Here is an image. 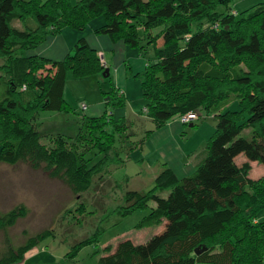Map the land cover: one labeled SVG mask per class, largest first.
I'll return each instance as SVG.
<instances>
[{
    "label": "trees",
    "instance_id": "16d2710c",
    "mask_svg": "<svg viewBox=\"0 0 264 264\" xmlns=\"http://www.w3.org/2000/svg\"><path fill=\"white\" fill-rule=\"evenodd\" d=\"M231 2L0 0V164H24L80 196L95 176H107L111 166L122 164L114 145L117 135L128 142L127 124L115 121L108 108L122 107L125 97L113 85L104 94L103 113L83 116L74 138L55 135L49 147L33 123L40 112H72L63 97L68 73L75 78L101 75L105 64L84 37L61 60L29 53L63 29L83 30L97 18L102 23L92 28L94 35L153 49L141 76V115L155 130L175 118L196 127L198 121L183 123L181 117L198 110L216 119L206 156L191 175L179 178L163 169L150 189L124 193L117 209L120 220L151 202L154 207L134 229L161 226L159 233L142 244L123 240L97 264H264V219L256 217L264 207V177L246 180L247 168L235 162L242 154L264 166V3L234 16ZM234 100L238 109L225 111ZM245 129L250 133L243 135ZM90 155L99 158L92 162ZM162 192L168 193L165 198L159 197ZM83 210L81 202L67 212ZM26 214L21 204L0 211V264L21 262L31 248L53 236L45 229L14 245L9 231ZM103 233L99 226L67 256L75 258Z\"/></svg>",
    "mask_w": 264,
    "mask_h": 264
},
{
    "label": "rangeland",
    "instance_id": "374dc122",
    "mask_svg": "<svg viewBox=\"0 0 264 264\" xmlns=\"http://www.w3.org/2000/svg\"><path fill=\"white\" fill-rule=\"evenodd\" d=\"M78 1L70 0L72 5ZM262 3L264 0H232L230 8L233 9L235 16L236 12ZM217 11L221 12L222 8H218ZM101 23L102 18H97L83 30L63 29L57 35L60 36L58 38L60 41L57 39L56 44L52 46L54 49L47 56L54 60L61 59L65 48L70 50L80 37H86L93 48L95 45L92 46L94 44L92 28ZM12 25L16 28L22 27L18 21H13ZM201 25L205 27L206 23L203 22ZM60 42L63 44L62 50L54 47L60 46ZM141 44L143 49L130 48L122 42L115 43V46L109 44L111 50L105 47L103 60L105 69H108V77L101 74L75 78L73 74L68 73L63 97L72 112H40L33 121L35 129L40 134H45L41 142L49 147L50 137L55 135L74 138L81 127L83 116L97 117L103 113L104 94L110 92L113 85L124 93L125 104L114 110L108 108V113L113 114L115 121L123 120L127 124L126 134L129 136L128 142L125 137L123 138L125 143L121 142L118 135L116 136L114 147L120 152V159L123 161L121 165L111 166L107 176H95L92 187L80 196L75 195L61 182L49 179L42 172L31 170L24 164L15 166L0 164V211L5 212L19 204L27 209L26 216L18 220L9 231L13 244L19 245L31 235L45 229L51 230L53 234L31 248L21 262L16 264H97L99 258L111 254L116 245L123 240H130L134 244L144 243L162 229L161 226L134 229L154 204L150 202L145 210H138L120 220L117 209L123 205L124 193L128 190L150 189L155 177L163 169L173 166L175 157L172 149H176L178 141L188 146L189 155L195 154L197 157L191 160V164L195 163V168L205 158L206 142L216 126L214 114L207 115L203 110H198L194 113V119L189 120V123L198 121L196 127L188 124L183 126L179 119L175 118L156 130L152 122L141 115L145 100L141 91L142 73L136 66L142 59L146 66V60H152L154 52L151 47L145 46V43ZM137 72L139 73L136 74ZM83 106H86L87 111ZM224 109L237 110L236 101L229 102ZM151 130L153 132L147 133ZM242 133L247 135L250 130L245 129ZM90 157L92 162L99 158L98 155ZM235 162L241 169L247 168L246 180L256 182L264 177V166L248 161L244 155L238 156ZM108 180L112 181V185L107 184ZM167 194L159 193V197L165 198ZM81 202L86 206V210L81 214L67 212L75 210ZM256 217L258 220L264 219V207L257 212ZM99 226L104 233L98 238L97 243L82 247L75 258L67 256L75 243L90 237Z\"/></svg>",
    "mask_w": 264,
    "mask_h": 264
},
{
    "label": "crops",
    "instance_id": "0c3cea01",
    "mask_svg": "<svg viewBox=\"0 0 264 264\" xmlns=\"http://www.w3.org/2000/svg\"><path fill=\"white\" fill-rule=\"evenodd\" d=\"M60 36H57V37H53V38H49L40 48H38L34 53H36L37 55H40L42 57H45V58H48V59H51L49 58L47 55L50 51H52V46L54 44H56V41L57 39L59 38ZM85 39H87L85 37ZM60 41V39H58ZM58 41V42H59ZM87 41V40H86ZM92 41L94 44H92L93 49H95L97 52H101L102 55H103V52L105 51V47L106 49L108 50H111V46L109 44H112V46H115L107 36H96L93 34V37H92ZM88 45L90 46V41H87ZM61 44V42H60ZM102 44H104L103 46H101ZM62 45L61 44L60 46H54L56 49L57 48H61L62 50ZM50 47V48H49ZM92 48V47H91ZM64 50V49H63ZM69 49H66L64 50V53L62 52V56L64 57L67 52H68ZM31 54V52L29 53ZM61 57V59L63 58ZM123 57V56H122ZM121 57V59H122ZM59 59V60H61ZM119 58V60H121ZM51 60H54V59H51ZM136 67L139 68V72H143L144 70V67H145V62L144 60L142 59L140 61V64L137 65ZM139 72H137L136 74H138ZM121 92V91H120ZM123 93V92H122ZM124 94V93H123ZM85 107V110L87 111V108L86 106ZM95 117V116H94ZM184 126V125H183ZM175 150L174 148L172 149V154H173V151H174V157H175V160H174V164L173 166H171L169 169H171V171L179 178H182V177H185V176H189L191 175L194 170L196 169L195 167V163L192 162L191 164V160L192 159H195L197 157H195V154H188V146L185 145L182 141H178L176 143V146H175ZM201 155V154H200ZM242 155V154H241ZM240 156V155H238ZM237 156V157H238ZM237 157L235 158V160L237 159ZM202 159V158H201ZM200 159V160H201ZM203 161V159L201 160ZM165 164H167V162H164ZM254 163V162H253ZM195 166V167H194Z\"/></svg>",
    "mask_w": 264,
    "mask_h": 264
},
{
    "label": "built area",
    "instance_id": "2783aa9c",
    "mask_svg": "<svg viewBox=\"0 0 264 264\" xmlns=\"http://www.w3.org/2000/svg\"><path fill=\"white\" fill-rule=\"evenodd\" d=\"M99 57H100V61L102 62V64H104L102 53H99ZM83 109H85L84 106H83ZM194 117H195L194 113L188 112L184 116L181 117V121L183 123H187L189 122L190 119H194Z\"/></svg>",
    "mask_w": 264,
    "mask_h": 264
},
{
    "label": "water",
    "instance_id": "95a60500",
    "mask_svg": "<svg viewBox=\"0 0 264 264\" xmlns=\"http://www.w3.org/2000/svg\"><path fill=\"white\" fill-rule=\"evenodd\" d=\"M107 75H108V69H105V71L103 72L102 76L103 77H107Z\"/></svg>",
    "mask_w": 264,
    "mask_h": 264
}]
</instances>
